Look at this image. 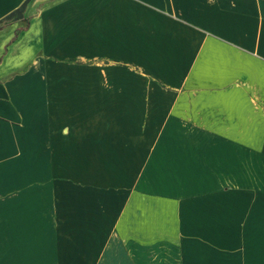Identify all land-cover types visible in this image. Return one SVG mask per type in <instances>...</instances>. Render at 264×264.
<instances>
[{"label": "crops", "instance_id": "crops-1", "mask_svg": "<svg viewBox=\"0 0 264 264\" xmlns=\"http://www.w3.org/2000/svg\"><path fill=\"white\" fill-rule=\"evenodd\" d=\"M25 1L0 0V264H264V0ZM234 144L241 183L210 184Z\"/></svg>", "mask_w": 264, "mask_h": 264}, {"label": "rangeland", "instance_id": "rangeland-1", "mask_svg": "<svg viewBox=\"0 0 264 264\" xmlns=\"http://www.w3.org/2000/svg\"><path fill=\"white\" fill-rule=\"evenodd\" d=\"M218 153H222L221 157H218V162L222 163V168L226 169L227 173H232L234 179L232 181H216L211 182L210 184L216 186H224V185H239L240 182V172H241V149L239 146L232 147L231 145L223 147L217 150ZM209 183V182H205Z\"/></svg>", "mask_w": 264, "mask_h": 264}, {"label": "trees", "instance_id": "trees-1", "mask_svg": "<svg viewBox=\"0 0 264 264\" xmlns=\"http://www.w3.org/2000/svg\"><path fill=\"white\" fill-rule=\"evenodd\" d=\"M29 2V0H26L23 4H22V6H21V8L23 9L26 5H27V3ZM10 16H11V14H10ZM18 32H19V30L18 31H16V36L18 35Z\"/></svg>", "mask_w": 264, "mask_h": 264}]
</instances>
